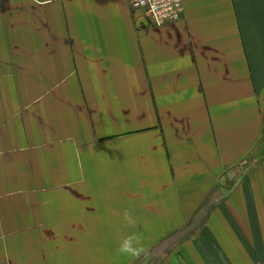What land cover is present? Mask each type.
Segmentation results:
<instances>
[{
	"label": "crops",
	"instance_id": "obj_1",
	"mask_svg": "<svg viewBox=\"0 0 264 264\" xmlns=\"http://www.w3.org/2000/svg\"><path fill=\"white\" fill-rule=\"evenodd\" d=\"M184 5L0 0V264H264V0Z\"/></svg>",
	"mask_w": 264,
	"mask_h": 264
},
{
	"label": "built area",
	"instance_id": "obj_2",
	"mask_svg": "<svg viewBox=\"0 0 264 264\" xmlns=\"http://www.w3.org/2000/svg\"><path fill=\"white\" fill-rule=\"evenodd\" d=\"M130 4L143 10L155 26L177 22L185 15L184 0H130Z\"/></svg>",
	"mask_w": 264,
	"mask_h": 264
},
{
	"label": "clouds",
	"instance_id": "obj_3",
	"mask_svg": "<svg viewBox=\"0 0 264 264\" xmlns=\"http://www.w3.org/2000/svg\"><path fill=\"white\" fill-rule=\"evenodd\" d=\"M123 222L129 228L135 227L137 223L130 210L124 211ZM147 251L142 235L137 232L128 233L119 239L117 252L122 256L135 260L147 255Z\"/></svg>",
	"mask_w": 264,
	"mask_h": 264
}]
</instances>
